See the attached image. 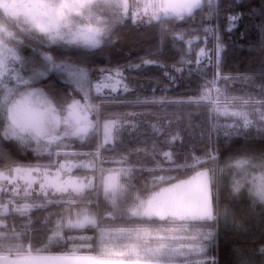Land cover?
Wrapping results in <instances>:
<instances>
[{
    "label": "trees",
    "instance_id": "trees-1",
    "mask_svg": "<svg viewBox=\"0 0 264 264\" xmlns=\"http://www.w3.org/2000/svg\"><path fill=\"white\" fill-rule=\"evenodd\" d=\"M218 1L210 20L202 11L187 21H109L111 31L95 50L74 42L47 45L0 10L15 35L8 45L21 59L24 89L45 90L63 117L82 91L59 66L79 68L93 107L87 135L50 145L4 134L0 109V173L56 171L65 160L94 165L72 173L92 178V190L27 197L35 205L30 213L0 217V254L264 264V0L241 4L232 32L226 31L224 0ZM182 37L202 39L210 51L206 62L195 54L184 62ZM107 122L117 123L111 143H105ZM204 173L210 217L132 215L137 202ZM111 174L119 175L121 196L103 186ZM84 213L94 223L80 227Z\"/></svg>",
    "mask_w": 264,
    "mask_h": 264
},
{
    "label": "rangeland",
    "instance_id": "rangeland-1",
    "mask_svg": "<svg viewBox=\"0 0 264 264\" xmlns=\"http://www.w3.org/2000/svg\"><path fill=\"white\" fill-rule=\"evenodd\" d=\"M133 0H108L106 4L107 16L105 23L113 20L121 21L125 17L137 19L136 13L127 10L133 6ZM137 2V0H134ZM57 0H0V10L5 18L9 16L12 21L19 24L22 21L38 32L46 33L38 41L46 42L47 45L62 43L79 44L84 38L81 32L94 30L95 42L89 43L94 47L98 29L93 24L92 16L86 24L72 25V15H82L85 9L90 8L91 0H61L67 5L66 9L55 7ZM139 4V3H138ZM77 5V8H73ZM142 5L139 4V9ZM137 10V13L139 11ZM203 16L208 20L214 15V11L205 10ZM63 12L61 17L59 14ZM1 18V17H0ZM23 18V20L21 19ZM20 20V21H19ZM3 21V20H2ZM0 20V109L4 110L5 125L3 132L10 137H23L28 135L37 142H45L50 145L62 139L83 137L93 127V107L89 102L86 73L79 68L65 65L60 69L69 72L81 73L82 78L70 76L82 92V98H75L64 112L63 117L55 108L52 98L45 90L26 88L25 78L22 74V65L19 55L8 45V39H14L15 35L10 32L4 22ZM53 22L58 29L53 27ZM57 31L59 35H57ZM184 38L182 51L185 56L184 62H192L189 55L195 54L196 58L203 60L210 51L205 44H201L200 38ZM44 57V56H43ZM36 78L37 77H34ZM39 79V77H38ZM24 89L23 91H21ZM116 122H107L104 127L105 143H111L114 139ZM94 165L88 162H76L65 160L56 171L45 169H13L9 172L0 173V197L5 196V201H0V217L10 212L27 215L35 205L27 202V197L46 194H83L93 189L92 178L74 177L72 173L76 169H93ZM118 174H111L106 178L103 186L106 192L115 196H121L118 185ZM209 175L204 173L195 178L174 187L164 189L151 197L146 202H137L132 215L139 217L157 218H206L210 217V184ZM20 183V184H19ZM23 183V184H22ZM24 185V186H23ZM24 188V189H23ZM22 199H24L22 201ZM21 201V202H19ZM68 218L64 222H67ZM94 223V217L89 214L78 216V226ZM5 223L0 221V228ZM22 259V257H20ZM59 261H62L59 259ZM65 264H151L145 262H118L102 261L93 257H66ZM62 262H58L61 264ZM11 264V263H8ZM14 264V263H12Z\"/></svg>",
    "mask_w": 264,
    "mask_h": 264
},
{
    "label": "flooded vegetation",
    "instance_id": "flooded-vegetation-1",
    "mask_svg": "<svg viewBox=\"0 0 264 264\" xmlns=\"http://www.w3.org/2000/svg\"><path fill=\"white\" fill-rule=\"evenodd\" d=\"M232 5L226 6L230 3V0H224L222 3V9H224L223 18L228 19V17L233 16V12L238 11V7L243 4L247 0H231ZM218 0H204L200 6V8L192 11L184 10L180 13H172L168 11L165 6V0H137L135 2L132 1L133 6L128 10H131L132 13H136L137 19L144 20L146 22H151L155 20H176V21H187L190 19L197 18L200 12L205 10L213 11V9L217 8ZM142 5L141 9H139V4ZM215 4V5H214ZM214 6V7H213ZM139 9L138 13L137 10Z\"/></svg>",
    "mask_w": 264,
    "mask_h": 264
},
{
    "label": "clouds",
    "instance_id": "clouds-1",
    "mask_svg": "<svg viewBox=\"0 0 264 264\" xmlns=\"http://www.w3.org/2000/svg\"><path fill=\"white\" fill-rule=\"evenodd\" d=\"M108 0H91L90 8L85 9L82 15H72L70 17L71 23L73 26L76 24H86L89 22V16H92L93 24L98 29V36L94 47L89 48V50H95V48L102 47L105 43L106 37L109 35L111 31V25L105 23V17L107 16L106 12V4ZM57 8L66 9L68 6L61 3V0H57L55 5ZM23 20V18H21ZM25 31L36 35L38 37H45L47 34L38 32L36 29L31 28L30 25L25 26ZM79 47L88 48L89 42L82 41L78 45ZM261 201L264 202V196L260 197Z\"/></svg>",
    "mask_w": 264,
    "mask_h": 264
},
{
    "label": "crops",
    "instance_id": "crops-1",
    "mask_svg": "<svg viewBox=\"0 0 264 264\" xmlns=\"http://www.w3.org/2000/svg\"><path fill=\"white\" fill-rule=\"evenodd\" d=\"M22 257V259L20 258ZM61 259L62 261H59ZM65 256H49V255H35V254H25V255H9L0 254V264H65Z\"/></svg>",
    "mask_w": 264,
    "mask_h": 264
},
{
    "label": "snow or ice",
    "instance_id": "snow-or-ice-1",
    "mask_svg": "<svg viewBox=\"0 0 264 264\" xmlns=\"http://www.w3.org/2000/svg\"><path fill=\"white\" fill-rule=\"evenodd\" d=\"M72 7L73 8H77L78 6L77 5H73ZM59 15L62 17L63 16V12H61ZM228 20L230 21V24L227 27L226 31L232 32L238 26V23L237 22L239 20V16L238 15L230 16V17H228ZM53 27H56L58 29V25L55 24V22H53ZM56 34L59 35V32L57 31ZM79 35L82 36L84 38V40L87 41V42H89V43H94L95 42L94 30H89L88 32H81V33H79ZM45 59L50 60L51 58L50 57H45ZM37 75L44 76L45 73L40 72ZM69 75L70 76H73V77H80V78H82V74L81 73L69 72Z\"/></svg>",
    "mask_w": 264,
    "mask_h": 264
},
{
    "label": "water",
    "instance_id": "water-1",
    "mask_svg": "<svg viewBox=\"0 0 264 264\" xmlns=\"http://www.w3.org/2000/svg\"><path fill=\"white\" fill-rule=\"evenodd\" d=\"M204 0H165V6L168 11L172 13H180L184 10L194 11L200 8ZM209 1V0H208Z\"/></svg>",
    "mask_w": 264,
    "mask_h": 264
},
{
    "label": "bare ground",
    "instance_id": "bare-ground-1",
    "mask_svg": "<svg viewBox=\"0 0 264 264\" xmlns=\"http://www.w3.org/2000/svg\"><path fill=\"white\" fill-rule=\"evenodd\" d=\"M20 184V183H19ZM23 184V183H22ZM24 186V185H23ZM24 189V188H23Z\"/></svg>",
    "mask_w": 264,
    "mask_h": 264
}]
</instances>
